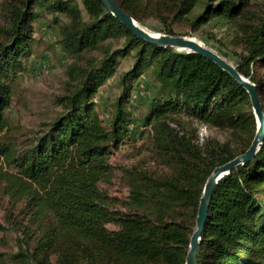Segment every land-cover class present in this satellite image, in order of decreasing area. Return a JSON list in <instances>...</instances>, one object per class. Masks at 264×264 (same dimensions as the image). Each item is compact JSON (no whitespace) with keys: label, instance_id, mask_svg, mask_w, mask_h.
Returning <instances> with one entry per match:
<instances>
[{"label":"trees","instance_id":"trees-1","mask_svg":"<svg viewBox=\"0 0 264 264\" xmlns=\"http://www.w3.org/2000/svg\"><path fill=\"white\" fill-rule=\"evenodd\" d=\"M81 1L90 16L85 25L74 0H12L7 41L0 42V138L7 128L8 83L30 52L31 22L46 7L51 14L80 23L66 41L70 53L94 48L118 33L124 37L119 54L133 52L134 62L121 78L123 88H130L128 84L149 69L156 91L144 125L154 127V159L166 171H127L123 200L98 189L99 183L111 179V150L126 135L128 124L121 101L110 132L94 110L93 95L114 71L115 57L108 54L67 98L61 117L27 149L16 153L0 144V158L16 170L6 177L5 193L13 201L12 209L27 221L24 231L29 239L36 242L30 258L35 264H50L52 256L54 264H184L206 179L215 167L242 155L254 136L249 97L210 60L139 40L99 0ZM114 2L139 25L155 18L165 27L162 34L170 36L179 35L172 24L188 23L197 29L211 20L224 21L242 51L235 68L256 86L264 113V78L251 75L255 67L264 69V12L255 25L238 20L246 14L249 0ZM188 120L227 136L222 142L206 139L199 145L197 131L184 130ZM118 204L124 211L115 208ZM110 224L117 229L108 230ZM197 264H264V142L252 161L218 183Z\"/></svg>","mask_w":264,"mask_h":264},{"label":"rangeland","instance_id":"rangeland-1","mask_svg":"<svg viewBox=\"0 0 264 264\" xmlns=\"http://www.w3.org/2000/svg\"><path fill=\"white\" fill-rule=\"evenodd\" d=\"M54 1V0H53ZM207 0H203L205 3ZM220 1V0H216ZM81 24L90 21V16L81 0H74ZM12 0H0V42L7 41L12 20ZM202 9H200L199 13ZM264 12V0H249L246 14L238 20L242 24H257ZM38 19L31 22L32 41L29 54L22 58L21 67L13 81L8 83L9 104L4 109L7 128L0 144L16 153L27 149L35 137L42 135L46 126L65 112L66 100L85 79L87 72L99 64L108 54L115 57L113 74L108 77L93 95L94 110L106 132H110L111 120L121 101L127 119L126 135L109 158L112 175L109 182H101L98 189L112 198L123 200L128 193L126 172L132 169L150 173H163L165 167L154 159L152 135L154 127L145 126L150 103L155 97L154 81L149 69L123 88L121 78L133 65V52L119 54L125 39L115 34L102 40L97 46L81 52L66 50L67 38L77 30L73 20L60 13L51 14L46 7L38 11ZM80 26V25H78ZM140 26L152 33H163L164 26L155 18H147ZM174 33L196 39L235 66L242 51L234 41L233 30L224 21L211 20L204 26L192 29L188 23L172 24ZM180 52V51H179ZM183 52V51H181ZM252 76L264 78V69L254 68ZM264 95V91H263ZM187 121L186 118H182ZM174 127V126H173ZM184 130L197 131L199 145L206 139L225 140L224 131L210 128L188 120ZM13 153L12 151L9 152ZM0 158V264H35L31 260L36 242L26 234L27 221L13 210V201L5 193L6 178L16 170ZM18 203L16 208L21 207ZM118 204L115 208H122ZM108 230H116L110 224ZM194 229V228H193ZM193 231V230H192ZM54 264L55 257L49 258Z\"/></svg>","mask_w":264,"mask_h":264},{"label":"water","instance_id":"water-1","mask_svg":"<svg viewBox=\"0 0 264 264\" xmlns=\"http://www.w3.org/2000/svg\"><path fill=\"white\" fill-rule=\"evenodd\" d=\"M105 10L118 22L125 26L136 38L150 45L162 48H173L206 58L230 75L247 93L255 120V133L248 149L231 161L215 167L206 179L198 201L194 229L189 238L188 250L184 264H197L200 237L207 219L212 196L220 180L234 168L249 163L254 159L264 142V113L256 86L241 76L235 66L227 62L214 51L201 45L196 39L187 36H170L162 33H152L141 27L135 20L124 13L114 0H99Z\"/></svg>","mask_w":264,"mask_h":264},{"label":"bare ground","instance_id":"bare-ground-1","mask_svg":"<svg viewBox=\"0 0 264 264\" xmlns=\"http://www.w3.org/2000/svg\"><path fill=\"white\" fill-rule=\"evenodd\" d=\"M201 44V43H200ZM202 45V44H201Z\"/></svg>","mask_w":264,"mask_h":264}]
</instances>
